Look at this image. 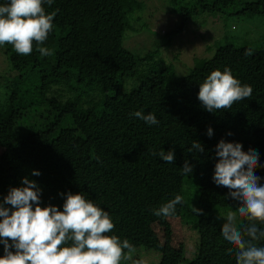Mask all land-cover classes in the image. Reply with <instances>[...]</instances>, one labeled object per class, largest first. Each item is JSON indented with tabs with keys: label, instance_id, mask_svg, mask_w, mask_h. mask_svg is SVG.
Returning <instances> with one entry per match:
<instances>
[{
	"label": "trees",
	"instance_id": "trees-1",
	"mask_svg": "<svg viewBox=\"0 0 264 264\" xmlns=\"http://www.w3.org/2000/svg\"><path fill=\"white\" fill-rule=\"evenodd\" d=\"M131 1L0 0L15 73L0 104V166L24 186L16 224L0 220V264H117L123 254L112 225L131 216L158 264H249V243L264 230V34L256 47L218 46L206 65L214 83L186 100L170 67L150 68L124 92L121 79L149 57L123 45ZM231 2L213 0L209 9ZM241 11L264 17V0ZM90 86L101 93L99 109L83 99ZM24 89L57 96L8 110ZM176 122L192 123L201 137L165 160L136 149ZM220 211L236 212L240 223L222 228ZM170 217L197 234L188 261L171 244ZM155 222L163 244L150 238Z\"/></svg>",
	"mask_w": 264,
	"mask_h": 264
},
{
	"label": "rangeland",
	"instance_id": "rangeland-1",
	"mask_svg": "<svg viewBox=\"0 0 264 264\" xmlns=\"http://www.w3.org/2000/svg\"><path fill=\"white\" fill-rule=\"evenodd\" d=\"M213 0H132L128 2L131 28L124 34L123 45L138 59L137 74L124 77L120 89L124 92L134 88L143 73L150 68L170 67L175 76L181 77L177 87L184 100L212 85L215 79L206 65L216 48L226 43L258 46L264 34V17H247L241 9L254 0H233L229 4L221 3L218 9H209ZM206 62V64H205ZM15 73L10 70L5 44L0 34V104L12 95L10 81ZM83 93L88 106L97 103L101 93L90 86ZM58 89V88H57ZM60 89V88H59ZM61 99L69 92L59 90ZM56 95V91L35 96L28 90L18 91L11 99L9 109L40 104L47 97ZM73 93H70L72 96ZM73 97V96H72ZM84 106H87L85 104ZM96 108L98 105L96 104ZM201 137V131L192 123L176 122L163 132L158 133L151 144L136 147L151 160H165L169 152L191 145ZM3 147L0 145V155ZM170 180L177 181V171L169 172ZM23 184L12 176L10 170L0 166V220L14 226L17 211L22 201ZM189 198H195L192 189L187 191ZM172 235L171 244L182 247L186 261L196 254L198 237L192 225L180 217L168 218ZM240 223L239 215L234 212H219V224L228 229ZM142 222L136 216L124 218L112 225V235L123 257L117 264H158L160 253L141 247L138 237L142 232ZM150 238L159 244L164 243L163 227L157 222L150 226ZM249 264H264V230L260 229L254 240L249 243ZM185 261L180 264H184ZM49 264V263H46Z\"/></svg>",
	"mask_w": 264,
	"mask_h": 264
}]
</instances>
